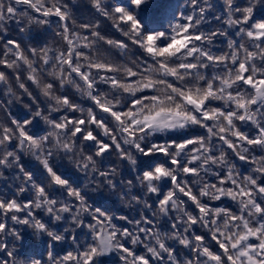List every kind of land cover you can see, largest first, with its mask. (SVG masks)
Masks as SVG:
<instances>
[{"label":"trees","instance_id":"obj_1","mask_svg":"<svg viewBox=\"0 0 264 264\" xmlns=\"http://www.w3.org/2000/svg\"><path fill=\"white\" fill-rule=\"evenodd\" d=\"M263 25L264 0H0V264H245L244 232L264 264Z\"/></svg>","mask_w":264,"mask_h":264},{"label":"rangeland","instance_id":"obj_2","mask_svg":"<svg viewBox=\"0 0 264 264\" xmlns=\"http://www.w3.org/2000/svg\"><path fill=\"white\" fill-rule=\"evenodd\" d=\"M260 28V35L264 37V25ZM141 122L146 125V127L152 129V130H158L162 127H169V128H176L183 124L182 117L179 115H170L165 112H154L150 114H146L143 116V119ZM162 177V175H159ZM250 235L246 232H244V236H241L238 238V241L234 244L236 246L238 252L242 254L245 258L244 262L245 264H259L260 261L258 257L260 256L259 247L249 245L244 249H241V244H243V241L248 242V238ZM98 239L100 241L101 250L104 253H107L111 249V242H110V236L106 232V230H101L98 233ZM257 249V251H256Z\"/></svg>","mask_w":264,"mask_h":264}]
</instances>
